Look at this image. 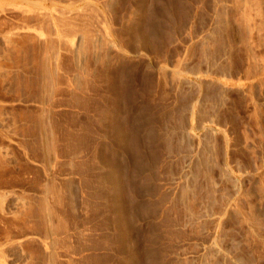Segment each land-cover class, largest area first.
I'll list each match as a JSON object with an SVG mask.
<instances>
[{
    "label": "rangeland",
    "instance_id": "1",
    "mask_svg": "<svg viewBox=\"0 0 264 264\" xmlns=\"http://www.w3.org/2000/svg\"><path fill=\"white\" fill-rule=\"evenodd\" d=\"M0 264H264V0H0Z\"/></svg>",
    "mask_w": 264,
    "mask_h": 264
}]
</instances>
